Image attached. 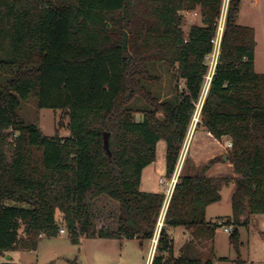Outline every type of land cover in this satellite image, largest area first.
Masks as SVG:
<instances>
[{
  "label": "trees",
  "instance_id": "obj_1",
  "mask_svg": "<svg viewBox=\"0 0 264 264\" xmlns=\"http://www.w3.org/2000/svg\"><path fill=\"white\" fill-rule=\"evenodd\" d=\"M222 6L223 0H0L3 37L10 39V54L0 57V253L34 251L41 237L59 234L60 223L78 243L92 229L94 202L103 196L118 205L117 224L93 232L96 238L153 239L165 196L139 190L142 171L154 163L160 140L166 143V178L175 170ZM196 9L202 24L185 33L180 13ZM239 12L240 0H229L200 110L201 126L231 142L227 161L237 178L227 224L235 264H241L243 215L264 214V73L255 71V32L238 24ZM155 62L173 81H183L173 101L159 102L147 86L158 80L150 72ZM136 100L145 106L140 121L131 108ZM29 101L38 110L59 112L53 136L22 117ZM220 161L195 167L185 158L150 264H215L196 247L212 242L221 227L205 221L207 207L221 200L223 182L205 173ZM178 227L189 230L190 240L175 257L168 229Z\"/></svg>",
  "mask_w": 264,
  "mask_h": 264
},
{
  "label": "rangeland",
  "instance_id": "obj_2",
  "mask_svg": "<svg viewBox=\"0 0 264 264\" xmlns=\"http://www.w3.org/2000/svg\"><path fill=\"white\" fill-rule=\"evenodd\" d=\"M228 2L229 0H223L221 16L218 21L221 28L224 26ZM180 14L183 16L184 23L182 28L185 33L192 24H202V17L198 9L191 12H181ZM238 24L254 29L256 41L254 59L255 69L257 73H264V0H240ZM5 28L7 27L4 25V22L0 21V57L2 58L10 54L9 34L6 33L8 38L3 37L6 32ZM221 37L222 34L220 35V33L216 32L214 41H221ZM207 62H209V59ZM150 72L153 76H156L158 80L156 83H150L147 86L152 94L158 98L159 102L173 101L176 90L181 92L184 88L183 81H173L166 71L165 66L160 62L153 63ZM201 98L200 100L202 101ZM200 100L195 106V111L177 161L179 162L181 159L182 162L180 165V172L182 171L185 158H189L191 162H193L191 155L187 154L188 145L192 139L193 133L196 130L205 133V129L200 124V117L198 118L197 112V105L200 103ZM21 108V115L27 122L35 124L44 136H53L54 130L57 127L59 117L58 111L48 109L38 110L33 101L24 103ZM131 108L134 111L135 120L140 121L142 119V112L145 110L144 104L136 100ZM160 119H162L161 116ZM194 119H198L196 124ZM67 124L68 121H65V127L61 131L62 136H67L69 133ZM13 136L16 135L13 133ZM12 138H8L4 147L8 161L12 156V149L10 146ZM227 144L221 145L226 149ZM222 154L227 155L228 152L223 150ZM165 157L166 143L164 140H160L156 145L154 163L143 170L141 186L139 188L140 191H145V189H147L149 192L164 194V190H166L165 188L167 187H165V185L161 187L160 182L169 180L166 178ZM147 177H149L148 182H146ZM217 180L223 181L220 182L221 200L219 203L209 207L205 215V221L212 225L218 222L223 223L224 226L216 227L212 242L203 241L199 245L197 244L196 250L198 251L197 253L204 258L208 255H212L215 264H235L237 257L229 242V233L223 230L224 227H229L227 222L231 217V196L235 187L231 186L230 183L232 182H224V180L230 179L219 178ZM163 215L164 213H162L158 220L153 239L149 242L140 243L137 240L126 239L122 241L116 239H98L93 235V232L95 233L102 229L104 231H112L116 228L118 217V205L109 198L103 196L94 202L92 210V229L86 236H82L78 243L74 244L70 241L65 225L60 223V213L56 212V219L60 223V228L65 229V233L62 236L58 234L56 237H44L39 239L35 253L28 251L21 252L19 250L0 253V264L9 261V259L16 264H146L153 249L155 253L156 245L154 248L152 241H157L158 239ZM245 220V225L238 227L240 243L239 260L241 264H264V214L249 215L246 212ZM169 230L170 229H168V234L176 241L174 245V256L176 257L179 254V249L188 242L187 238L190 237V232L187 228L183 227Z\"/></svg>",
  "mask_w": 264,
  "mask_h": 264
},
{
  "label": "crops",
  "instance_id": "obj_3",
  "mask_svg": "<svg viewBox=\"0 0 264 264\" xmlns=\"http://www.w3.org/2000/svg\"><path fill=\"white\" fill-rule=\"evenodd\" d=\"M254 66H255V63H254ZM255 71H256V69H255ZM229 142H230V139L227 137H223L218 141L215 138H213L211 136V134L208 133L206 130H205V133L204 132H198V130H196L193 133L191 141L189 142L187 154L191 155V159L193 160L192 163L195 167H199V166L203 165L204 163H206V161H208L211 158L220 157L221 161L216 163L215 165H213L209 170H207V172L205 173V177L216 179V180L219 178H227L230 180L232 179V183H230V184L233 187L234 186L233 180L235 178H237V175H235V173H234L233 166L228 161L224 162L222 160L223 156H227L226 154H222V151L223 150L226 152L229 151V148L226 146V149H225V147L223 145L225 143L227 144ZM221 144H223V145H221ZM142 174H143V171H142ZM141 181L139 184V188L141 186ZM148 181H149V177L146 178V182H148ZM142 192H149V191L147 189H145V191H142ZM213 205H210L207 207L206 213H207L209 207H211ZM206 213H205V215H206ZM245 214L243 215L242 220L245 219ZM62 229H64V228H62ZM41 238H44V237H41ZM98 239H100V238H98ZM172 239H173V242L175 245L176 241L174 238H172ZM189 240H190V237L187 238V241H189ZM21 252H27V251H21ZM28 252L35 253V250L34 251H28ZM153 254H154V250H152V252L150 253V256H149L146 264L151 263L150 261L152 260Z\"/></svg>",
  "mask_w": 264,
  "mask_h": 264
},
{
  "label": "built area",
  "instance_id": "obj_4",
  "mask_svg": "<svg viewBox=\"0 0 264 264\" xmlns=\"http://www.w3.org/2000/svg\"><path fill=\"white\" fill-rule=\"evenodd\" d=\"M219 26V27H218ZM224 27V26H223ZM222 27V28H223ZM222 28L219 24H217V29L218 31L216 30V32L220 33V35L222 34ZM220 42L221 41H213V50L211 52V54L207 57V60L209 59V62H208V71H207V75L205 77V84H204V87H203V90H202V95H201V99L202 101L200 100V103L197 105L198 107V118L200 117V110H201V107H202V102L205 98V95L207 93V90H208V86H209V82L211 80V77L214 73V69H215V66L217 64V59H218V55H219V51H220ZM194 122L195 124L198 122V119H194ZM227 147L230 149L231 148V142H229L227 144ZM181 159L179 162H177L176 164V167H175V170L171 176V178L168 180V181H165V182H160V186L163 187L165 185V188L166 190H164V196H165V199H164V204H163V208H162V213H165L166 211V208L168 206V202H169V199L171 197V194H172V191L174 189V186L178 180V177H179V174H180V168H181ZM161 213V215H162ZM164 217V215H163ZM163 217H162V221H163ZM218 225H221V226H224L222 225L223 223H217ZM224 232L226 233H230V231L232 230L231 227H224L223 228ZM65 233V229H62L60 228L59 230V234L60 236L63 235ZM153 246L155 248V245H156V240H153ZM154 250V249H153Z\"/></svg>",
  "mask_w": 264,
  "mask_h": 264
},
{
  "label": "water",
  "instance_id": "obj_5",
  "mask_svg": "<svg viewBox=\"0 0 264 264\" xmlns=\"http://www.w3.org/2000/svg\"><path fill=\"white\" fill-rule=\"evenodd\" d=\"M103 148H104L105 152L107 153V155L109 156L110 155V151H109V143H108V134L107 133L103 134ZM222 160L224 162H226L227 161V156H223Z\"/></svg>",
  "mask_w": 264,
  "mask_h": 264
}]
</instances>
